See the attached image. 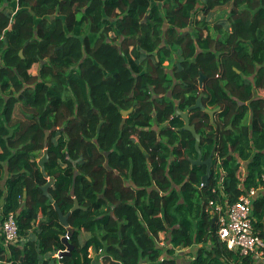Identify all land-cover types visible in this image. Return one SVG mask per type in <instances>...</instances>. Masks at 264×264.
<instances>
[{"label": "trees", "instance_id": "16d2710c", "mask_svg": "<svg viewBox=\"0 0 264 264\" xmlns=\"http://www.w3.org/2000/svg\"><path fill=\"white\" fill-rule=\"evenodd\" d=\"M259 91L264 0H0V224L14 213L20 239L7 249L0 231V264H179L177 248L195 249L186 264H254L219 240L205 207L264 188ZM201 93L218 109L212 123L189 113L202 160L211 156L207 186L175 115ZM49 180L63 215L74 199L81 207L67 228L41 191ZM252 218L264 239L263 194ZM66 235L72 250L56 258Z\"/></svg>", "mask_w": 264, "mask_h": 264}, {"label": "built area", "instance_id": "2783aa9c", "mask_svg": "<svg viewBox=\"0 0 264 264\" xmlns=\"http://www.w3.org/2000/svg\"><path fill=\"white\" fill-rule=\"evenodd\" d=\"M215 174H218L216 186L222 188L223 180L218 168L215 169ZM263 191L264 188L262 186L252 187L248 190H242L238 199L233 203L229 204L227 201L215 200L209 201L205 207L206 213L213 218L214 223L218 227L217 236L219 240L228 250L239 253L242 257L250 256L254 264H264V239L254 232L252 224L253 202ZM0 231L5 248L9 249L10 246L19 245L20 239L14 213L10 212L7 214L0 224ZM64 237L69 239V235ZM156 244L160 248L169 246L164 232L158 234ZM59 252H56L54 257L60 258L58 257ZM175 252L180 254L184 250L177 248ZM98 254H100V251L96 254L93 248L88 249L89 258L94 259ZM163 258L165 257L163 256L161 259ZM97 264H100L99 261Z\"/></svg>", "mask_w": 264, "mask_h": 264}, {"label": "water", "instance_id": "95a60500", "mask_svg": "<svg viewBox=\"0 0 264 264\" xmlns=\"http://www.w3.org/2000/svg\"><path fill=\"white\" fill-rule=\"evenodd\" d=\"M204 78L205 76L202 75V73H199V77H198V88L200 90H202L203 88V81H204ZM203 93H201L199 95V97L196 99L195 103L190 106L185 112H181L179 111L178 109H175V115L176 116H179L183 122H184V125H183V129L184 130H187L189 131L193 138L195 139V150L197 152V158L195 160H191L190 163L192 166H205L206 167V171H205V175L202 177L201 181L202 183L204 184V186H207L208 184V181L210 179V174H211V156H209L207 158V160L203 161L202 160V155H201V151H200V148H199V145H200V136L196 133V130H195V127L193 125L190 124V121H189V113L192 111V110H195V109H199L203 112H205L206 114L209 115L210 117V121L211 123L213 122V117H214V114L218 111V109H209V108H205L202 104V97H203ZM171 94L169 92L168 94V97H170ZM128 112H122V115L123 117H126ZM48 136H49V133L46 132L45 133V139H44V145L46 146V142H47V139H48ZM48 161V154L47 152H45L42 156V158H40L37 162H38V165L40 167V170L44 176V178H47V174L45 173L44 171V164ZM76 176V173H74V178ZM74 182V180H73ZM53 185V181L52 180H49L47 182L46 185H44L43 187H41V191L43 193V195L48 199V201L53 205L57 215H58V221H59V224L64 227V228H67L68 227V217H69V214L71 212H73L74 210L76 209H80L81 207L79 206L78 202L76 199H74V203H73V207L71 209V211L66 214V215H63L59 208L57 207V205L53 202V199L51 197V195L49 194L48 192V189L50 186ZM70 195L72 198H74V183H73V186L71 188V191H70ZM214 221V220H213ZM68 241V238L64 237L62 239V242L65 244V251L64 252H59L58 254V257H62V256H65V255H69L70 251L72 250V246L67 242ZM184 253H180V255L182 256Z\"/></svg>", "mask_w": 264, "mask_h": 264}, {"label": "rangeland", "instance_id": "374dc122", "mask_svg": "<svg viewBox=\"0 0 264 264\" xmlns=\"http://www.w3.org/2000/svg\"><path fill=\"white\" fill-rule=\"evenodd\" d=\"M212 21H213V19H212ZM214 22H217V21H214ZM170 67H171V66H169V67L167 66V71H168L169 74H170ZM38 68H39V66L37 65V66L34 67V70L37 71ZM260 94H264V92H263V91H260ZM13 118H14V119H21V120L24 119V116H23V114H22V110H21V108H19V110H15V112H14V114H13ZM41 158H42V157H41ZM39 159H40V158H39ZM39 159H38V160H39ZM194 251H195V249H189L188 251L186 250L187 254H183L182 256L179 254V255L177 256V257H178L177 261L179 262V261L181 260L182 263H184V262H188L189 259H191V257H190L189 255H191L192 253H194ZM179 264H180V263H179Z\"/></svg>", "mask_w": 264, "mask_h": 264}, {"label": "crops", "instance_id": "0c3cea01", "mask_svg": "<svg viewBox=\"0 0 264 264\" xmlns=\"http://www.w3.org/2000/svg\"><path fill=\"white\" fill-rule=\"evenodd\" d=\"M10 7H11V8H10L11 13L14 14V12H16V10H17L16 5L13 4V5H11ZM37 65L39 66L38 70L40 69V64H34V65L32 66V68H31V70L29 71L30 74L35 75V76L38 74V70H37V71L34 70V67L37 66ZM164 65L167 67L169 64H168V62H165ZM258 93L260 94V91H259ZM260 95H261V96H264L263 94H260ZM262 194L264 195V191H263ZM40 219H41V218H38V220H37V222L35 223V225L39 222ZM86 236H87V234H84V235H83V237H86ZM18 246L20 247V244H19ZM191 249H192V248H191ZM193 249H194V248H193ZM186 250L188 251L189 249H186ZM186 250H184V252H182V253L187 254ZM190 260H191V259H190ZM178 263H180V264H186L185 262L182 263L181 260H180Z\"/></svg>", "mask_w": 264, "mask_h": 264}, {"label": "clouds", "instance_id": "9594fccd", "mask_svg": "<svg viewBox=\"0 0 264 264\" xmlns=\"http://www.w3.org/2000/svg\"><path fill=\"white\" fill-rule=\"evenodd\" d=\"M204 185V184H203Z\"/></svg>", "mask_w": 264, "mask_h": 264}]
</instances>
